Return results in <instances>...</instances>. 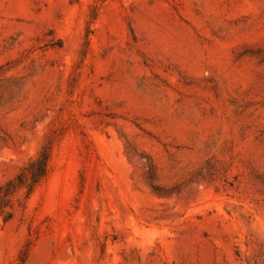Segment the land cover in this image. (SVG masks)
<instances>
[{"label": "rangeland", "instance_id": "1", "mask_svg": "<svg viewBox=\"0 0 264 264\" xmlns=\"http://www.w3.org/2000/svg\"><path fill=\"white\" fill-rule=\"evenodd\" d=\"M1 187L0 264H264V0H0Z\"/></svg>", "mask_w": 264, "mask_h": 264}, {"label": "trees", "instance_id": "2", "mask_svg": "<svg viewBox=\"0 0 264 264\" xmlns=\"http://www.w3.org/2000/svg\"><path fill=\"white\" fill-rule=\"evenodd\" d=\"M49 153L42 151L37 157L29 161L16 177V181L9 182L10 185H26L31 189L36 183H38L48 172ZM31 168L30 179L31 182H27L26 169ZM2 189V187L0 188Z\"/></svg>", "mask_w": 264, "mask_h": 264}]
</instances>
